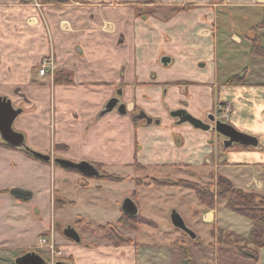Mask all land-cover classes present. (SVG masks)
<instances>
[{
    "label": "crops",
    "instance_id": "crops-1",
    "mask_svg": "<svg viewBox=\"0 0 264 264\" xmlns=\"http://www.w3.org/2000/svg\"><path fill=\"white\" fill-rule=\"evenodd\" d=\"M22 2L0 0V96L22 110L13 129L24 135L29 148L51 160H39L0 139V261L13 264L16 257L55 242L66 255L55 261L70 264H264V247L257 248L255 262L231 245L217 244L213 234L199 236L203 224H211L215 233L219 229V204L207 209L199 203L194 208L171 203L186 225H192L199 244L183 231L174 239L140 240L135 233L141 228L119 222L128 217L122 210L126 198L143 216L138 199L147 188L128 180L142 176L135 162L152 166L160 178L172 176L170 170L185 174V169L195 173L200 168L204 177L222 175L237 188L263 190L264 58L253 56V69L246 70V75H255L250 76L253 82L245 75L242 85H228L227 77L219 78L212 49L218 41V5L246 16L241 10L263 14L264 0H56L43 1L39 8ZM176 5L193 8L176 11ZM256 32L264 47V28ZM230 35L243 43L235 31ZM43 60L52 62L53 72L41 76ZM57 70L69 73L71 82H56ZM114 96L125 104V113L113 109L102 114ZM217 101L232 106L229 124L257 137V147L224 148L215 131L179 124L170 115L185 109L203 119L213 114ZM139 110L159 123L135 121ZM55 158L87 161L125 177L134 184L131 191L140 190L136 200L133 192H112L111 184L122 179L85 177L60 167ZM15 189L30 196L20 198ZM183 189L165 192L174 200ZM79 218L93 227L113 223L132 243L98 240L96 233L78 225L80 242L74 243L63 229ZM251 225L249 221L244 234L220 229L246 237Z\"/></svg>",
    "mask_w": 264,
    "mask_h": 264
},
{
    "label": "rangeland",
    "instance_id": "rangeland-1",
    "mask_svg": "<svg viewBox=\"0 0 264 264\" xmlns=\"http://www.w3.org/2000/svg\"><path fill=\"white\" fill-rule=\"evenodd\" d=\"M21 2L22 3L31 2V3H33V5L36 8H39L41 5H43V0H29V1L21 0ZM213 3H215V2H213ZM217 3H221V2H217ZM1 6H2V4H1ZM217 7H219V8L216 10L217 11L216 25H218L219 30H218L217 37L215 36V38H216V40L218 38V41H215V49L214 50L212 49V59L215 60V64L217 65V69L220 70V75H219L220 79H222L223 77L224 78L227 77L229 79L233 76H240L242 78L241 83L243 84L244 78L246 75V70H252L253 69L252 61L255 59V58H252L253 56L250 55V53H249L250 47L248 46L247 43H244V41L246 38H247L246 40L250 41L249 37L253 35L252 29L255 28L256 25L262 21L263 14H264V8L262 10L263 14L259 11H254L255 13H253L249 9H247V10L243 9L241 11H243V13H244L243 15H246V16H241L242 14L238 13L239 10L237 8L221 7V5H218ZM175 8H176V11H181L183 9H189V8H193V7L187 6V5H179V6L176 5ZM232 31H235L236 34L239 37H241V39L243 41L242 44H237L236 42L233 41V39L230 35ZM259 39H260V37H259ZM260 43H261V40H260ZM248 48H249V50H247ZM259 57H261V56H259ZM180 71H182V68L178 69V72H180ZM250 76H255V75L250 74V71H249L248 74L246 75V77H248L249 82H253V80H255V78L250 77ZM226 84H228V83H226ZM228 85H231V84H228ZM226 106H228V108H229L228 117L224 116V113H225L224 107H226ZM135 110H137V108H135ZM231 113H232V106L230 104H227L225 102L221 103V102L217 101L214 105L212 115H214L215 119H217V120H221V121H225L227 123H230ZM202 120L206 122L207 118L204 117ZM220 138L223 141V137L220 136ZM235 146H237V145H233L232 147H235ZM134 167L139 171V176L140 175H142V176L135 177V178L128 177L129 178L128 180H134V182L137 184V186H139L141 188H147V189L143 190L139 195L140 198L138 199V203H139V205H141V207H140L141 212L143 213V216H145V218L153 220L158 225L157 228H154V227L146 225V224L140 225V227H139V228H141L140 232L135 233L137 238L140 240H151L153 238L155 240L156 239L165 240L166 238L174 239L175 237H177V235L183 236L184 234L181 232V230L174 228V226L170 222V215H171V212L174 210L173 208L172 209L170 208V205H171V203H174V201L177 204L184 202L185 205H189V206H192L194 208V206L198 203L196 201V198H195L193 191L189 190L188 188L183 189V187H181V189L186 191L185 192L186 194L183 192L185 195H182L183 193L180 192V196L175 195L174 200H173V197L168 198L167 197L168 194L166 195V193H168L169 191L178 193L179 191H182V190L180 188H176V186H172V185H168V184L156 186L157 181H159V182L165 181L167 183H171L173 181L178 180V179H173L172 178V176H173L175 178H182L183 180L194 181V182H198L200 184H207L208 181H212L213 185H216L218 182L217 176H215L214 174H211L209 176V178L204 177L203 176L204 172L200 168H196V169L194 168L195 170H193V171H195V173L192 171L190 172V171L185 169L184 170L185 174L176 173L173 170L172 171L170 170L169 172H171L172 176H169V174H168V175L164 176L166 178H160V177H156L155 174H153L152 166L146 167V166H143L142 164H139L138 162H135ZM126 171H128V170H126ZM167 171H168V169H167ZM161 172H163V170H161ZM188 173L191 175H194V174H197V175L190 177ZM201 173H202V175H201ZM109 174L115 175L113 173H109ZM115 176H117V175H115ZM117 177L119 178V176H117ZM120 178H122V180L120 179L122 183H117V184L112 183L111 184L110 187H111L112 192H114L116 194L117 193L119 194V192H121L120 194H124L123 191L126 192L127 194H129L130 192H133L131 190L134 189V184H129L127 181H125V177H120ZM186 178H188V179H186ZM209 179H211V180H209ZM117 180H119V179H117ZM161 186H167V187L159 188ZM137 191L139 192L140 190L138 188H135V191L133 192V194H131V197L134 200H136V198H137V195H138ZM165 191H168V192H165ZM251 191H255V190H251ZM142 194H143V197L141 196ZM142 202H143V204H142ZM218 204H219L218 205L219 210H218L217 217L219 219V223H218L219 229H217V231L223 230L220 228H229L230 230H235L238 233L244 234V232L248 229L247 225L249 223V220L247 218L233 212L229 208L225 207V201L224 200L220 201ZM222 204H224V206ZM216 206H217V204H216ZM68 214L71 215L70 212ZM73 223H74L73 221H69L68 224L71 225V227H73L76 230V227ZM72 225H74V226H72ZM65 226H67V225H65ZM187 226H189V228L192 229V225H187ZM211 226H212L211 224H203V229L202 228L197 229L198 234L202 239H207L211 236V234H212L211 233L212 232ZM64 227H62V228H64ZM79 228L81 230H86L82 226H79ZM94 229H95V231H90V233H93V232L96 233V236H95L96 239L102 240V238H104L103 230H101L99 227H94ZM224 231H227V230H224ZM186 237L188 238V235H186ZM44 245L45 244H43V246ZM47 245H49V246L52 245L53 247L52 248H50L49 246L48 247L44 246V248L43 247H40V248L37 247L38 248L37 252L40 253L41 256L47 262L50 260V262H51L50 264H53L52 263L53 259L56 260V258L66 257V255L63 253V251L60 250L59 244H57L55 242L54 243L50 242ZM0 264H11V263L0 261Z\"/></svg>",
    "mask_w": 264,
    "mask_h": 264
},
{
    "label": "trees",
    "instance_id": "trees-1",
    "mask_svg": "<svg viewBox=\"0 0 264 264\" xmlns=\"http://www.w3.org/2000/svg\"><path fill=\"white\" fill-rule=\"evenodd\" d=\"M43 1L54 2L56 0ZM257 28H264V14L262 21L252 29L253 35L249 37L250 55L264 57V47L261 45L260 39L256 33ZM241 79L242 78L240 76H233L229 78L226 83L241 85ZM54 80L58 83H70L71 76L63 70H57L54 72ZM24 152L34 157L28 150L25 149ZM95 167L99 170L100 178L105 180L122 179L115 175L106 173L102 170L100 165L95 164ZM217 179L218 182L216 185H213L212 181L207 182V184H200L194 181L178 179L171 183L157 181L156 186L168 184L176 187L188 188L193 191L197 202L207 209L215 208L216 204L224 200L225 207L247 218L251 221L252 225L249 234L246 237L233 233L229 230H218L216 233L212 231L217 244L231 245L236 249L238 255L257 262L259 257L257 248L264 247V187L262 192L246 191L235 187L228 178L222 175H217ZM119 222L133 229H139L142 224H146L154 228L158 227L156 222L141 215L133 217L122 216ZM74 225L82 226L88 231H95L94 227L91 224L86 223L82 218L75 220ZM99 228L103 230L104 238L112 241L116 245L122 243H132V240L125 237L113 223H107L103 226H99ZM192 242L199 244V237L197 236L195 239H192ZM250 244H253L255 247H251ZM13 264L15 263L13 262Z\"/></svg>",
    "mask_w": 264,
    "mask_h": 264
},
{
    "label": "water",
    "instance_id": "water-1",
    "mask_svg": "<svg viewBox=\"0 0 264 264\" xmlns=\"http://www.w3.org/2000/svg\"><path fill=\"white\" fill-rule=\"evenodd\" d=\"M116 109L119 113H125L126 106L124 103H121L119 97L110 98L105 104L102 114ZM22 112L20 108H15L12 105L10 99L0 96V139L15 148H24L28 150L35 158L42 161H50L51 157L47 154L35 151L29 148L24 141V135L21 132H18L13 129V122L16 117ZM170 115L176 118V122L188 123L195 129H200L203 131H215L218 135L223 137V147L230 148L233 145H238L242 147H257L258 139L257 137L241 132L237 130L233 125L221 121L215 120L214 115H207V121L193 116L191 113L187 112L185 109H176L170 112ZM135 121L145 120L147 124L155 122L159 123L158 120L153 121L144 111L140 110L137 114L133 116ZM54 162L60 167L68 170H73L79 172L85 177H97L99 175L98 169L90 162L87 161H71L67 159L55 158ZM13 194L17 195L20 198L29 197V193L15 189L12 191ZM123 213L129 217L137 215V207L133 200L126 198L122 203ZM170 220L172 225L175 228L180 229L185 234H187L191 239L197 237L196 233L189 228L183 218L178 212L173 210L170 215ZM63 235L69 238L70 240L79 243L80 236L78 232L71 226H67L63 229ZM15 264H48L39 253L35 251L26 252L21 256H18L14 259ZM54 264H70L61 260H57Z\"/></svg>",
    "mask_w": 264,
    "mask_h": 264
},
{
    "label": "built area",
    "instance_id": "built-area-1",
    "mask_svg": "<svg viewBox=\"0 0 264 264\" xmlns=\"http://www.w3.org/2000/svg\"><path fill=\"white\" fill-rule=\"evenodd\" d=\"M47 70H50V72L52 73L53 72V66H52V62L51 61H49V60H43L42 62H41V64H40V68L38 69V74L39 75H41V76H43L46 72H47ZM225 108V113H224V116L226 117H228V113H229V108H228V106H226V107H224ZM223 108V109H224ZM39 242L43 245L45 242H46V239L45 238H40L39 239ZM50 248H52L53 246L52 245H50L49 246ZM59 254V253H58ZM54 259L52 260V263H54Z\"/></svg>",
    "mask_w": 264,
    "mask_h": 264
},
{
    "label": "flooded vegetation",
    "instance_id": "flooded-vegetation-1",
    "mask_svg": "<svg viewBox=\"0 0 264 264\" xmlns=\"http://www.w3.org/2000/svg\"><path fill=\"white\" fill-rule=\"evenodd\" d=\"M139 111H140V110H139ZM139 111H138V112H139ZM138 112H137V113H138ZM137 113H136V114H137ZM206 117H207V116H206ZM98 171H99V170H98ZM98 176L100 177V173H99V175H98ZM98 176H97V177H98Z\"/></svg>",
    "mask_w": 264,
    "mask_h": 264
}]
</instances>
